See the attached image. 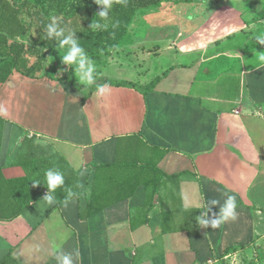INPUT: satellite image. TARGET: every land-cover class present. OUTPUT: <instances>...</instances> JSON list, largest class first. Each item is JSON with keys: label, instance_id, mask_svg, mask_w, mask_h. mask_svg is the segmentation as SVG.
I'll return each mask as SVG.
<instances>
[{"label": "crops", "instance_id": "0c3cea01", "mask_svg": "<svg viewBox=\"0 0 264 264\" xmlns=\"http://www.w3.org/2000/svg\"><path fill=\"white\" fill-rule=\"evenodd\" d=\"M187 3L197 15L180 27ZM170 7L178 8L171 21L179 31H167L155 55L186 61L163 70L147 94L111 85L90 92L93 82L80 71L71 79L82 90L17 72L0 84V176L23 178V166L48 160L78 179L76 197L59 206L44 185L53 178L37 175L41 198L0 220V264L264 263V0H171L161 9ZM170 35H187L188 44L176 47ZM115 56L95 76L149 84L126 77L142 72L139 60L115 65ZM130 136L168 179L153 207L143 210L147 190L139 185L129 199L81 219L95 166L111 165L117 139ZM7 193L1 214L12 212ZM196 211L199 233L189 236L183 230ZM163 221L177 231L164 233Z\"/></svg>", "mask_w": 264, "mask_h": 264}, {"label": "trees", "instance_id": "16d2710c", "mask_svg": "<svg viewBox=\"0 0 264 264\" xmlns=\"http://www.w3.org/2000/svg\"><path fill=\"white\" fill-rule=\"evenodd\" d=\"M167 1L0 0V84L5 83L13 72H17L30 79L48 78L68 82L77 90H82L83 87L71 78L54 75L56 68L47 65L43 50L49 51L53 47L66 48L72 50L75 57L81 53L91 55L94 51H117L130 42V31L139 13L161 8ZM25 37L32 41V45L22 41ZM161 78H156L145 86L104 78L89 85L87 89L95 92L103 85H111L132 87L147 94L155 89ZM86 98H83V102ZM4 122L0 118V143ZM142 144L134 136L118 138L114 162L111 165L95 166L91 199L86 210L80 215L81 219L129 199L139 185H143L147 190L143 210L147 212L153 207L156 192L168 179L166 180L167 177L158 170L156 161L141 153ZM35 161L30 170L23 166L26 171L23 178L5 180L0 176V204L5 205L4 194L7 190L6 195H11V198H8L6 208L12 211L0 213V220L18 217L41 198L37 190H41L42 186L35 182L37 175L39 178H53L50 184L44 185L49 186L59 206L76 197L78 179L75 173L72 172L71 179L64 174H58L60 164L54 166L52 161L43 160L40 162L44 163L42 166L36 165ZM121 183L126 184L123 189L124 197L116 196V192L122 188ZM196 213L197 219L193 218V212L189 213V227L183 230L189 236L199 233L202 213ZM175 231L177 230L166 228L163 221L164 233Z\"/></svg>", "mask_w": 264, "mask_h": 264}, {"label": "rangeland", "instance_id": "374dc122", "mask_svg": "<svg viewBox=\"0 0 264 264\" xmlns=\"http://www.w3.org/2000/svg\"><path fill=\"white\" fill-rule=\"evenodd\" d=\"M169 1L171 0L167 2ZM194 7L195 6H192L190 3L184 6V10L187 13L185 14L183 10L182 16L184 20H182V23H179L180 27H182L183 22L188 19H185L186 16L191 17L193 14L197 15V9ZM170 8L171 10L169 12L167 10L163 12L164 9L161 8L140 12L132 25L130 42L117 51H109L106 53L94 51L91 54L92 56L90 54L84 55L81 53L78 57H75L72 50L53 47L49 51L43 50L46 57L45 61L48 66L56 68V72H54L55 76H67L72 78L76 76L77 71H80L85 74V79L87 78L88 81L97 83L101 80V77H97L95 74L101 71V68L107 67L110 64L107 62L108 57L116 55L114 59L116 61L113 62L115 65L118 64V62H126L127 59L135 58L139 60L138 63L141 64V66L137 65L136 69L142 72L134 76L127 74L126 77L136 84L141 85L150 83L167 67L181 64L186 61L185 58L177 55L175 52H165L155 55V51L160 48V43L166 40L165 35L167 31H170V33L173 30L179 31V28L175 25L177 22L171 21V18L175 16L173 15L175 14V10H178V8ZM158 11L160 13H158ZM172 35H170V39L175 43L174 46L178 47L179 45L188 44L187 35L178 39H173ZM22 41L28 45H32V41L28 37L23 38ZM157 41L159 45L157 43V45L155 44ZM127 63L131 65L130 68L134 67L131 60L127 61ZM125 70L129 71V69ZM237 264L247 263L242 261ZM250 264L264 263L261 262V258H258L257 261L250 262Z\"/></svg>", "mask_w": 264, "mask_h": 264}]
</instances>
